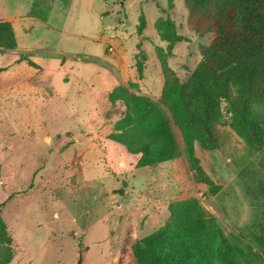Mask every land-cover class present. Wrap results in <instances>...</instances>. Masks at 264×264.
I'll return each mask as SVG.
<instances>
[{
  "label": "rangeland",
  "instance_id": "374dc122",
  "mask_svg": "<svg viewBox=\"0 0 264 264\" xmlns=\"http://www.w3.org/2000/svg\"><path fill=\"white\" fill-rule=\"evenodd\" d=\"M34 0H0L17 47L0 54V204L12 236L9 264H134L136 240L164 226L168 204L196 197L227 236L251 245L264 264V145L250 149L230 127L222 102L218 147L196 144L205 172L222 188L193 179L184 156L136 167L139 155L110 139L124 112L108 93L132 80L159 99L164 75L154 28L169 15L184 40L167 57L189 78L201 59L184 0H39L46 20L28 15ZM144 13L147 26L136 30ZM140 43V47L138 44ZM147 53L139 79L134 55ZM28 59L39 67L28 64Z\"/></svg>",
  "mask_w": 264,
  "mask_h": 264
},
{
  "label": "trees",
  "instance_id": "16d2710c",
  "mask_svg": "<svg viewBox=\"0 0 264 264\" xmlns=\"http://www.w3.org/2000/svg\"><path fill=\"white\" fill-rule=\"evenodd\" d=\"M184 4L189 29L199 36L213 34L209 44L199 46L200 61L186 80L171 69L167 57L184 37L169 15L157 17L154 28L166 42L165 49L155 48L164 75L159 99L142 93L136 81L115 86L108 101L122 103L124 112L107 138L139 155L136 167L184 156L195 182L217 193L222 186L203 169L196 144L206 150L218 147L215 127L222 120V102L231 115L230 127L246 145L256 151L264 145V0H184ZM40 5L34 0L28 15L46 20L49 9ZM146 26L142 12L137 33L142 35ZM16 47L12 23L0 20V54ZM134 59L141 79L147 53L139 49ZM168 211L164 226L135 241L134 264H249L254 255L251 245L227 236L198 198L172 201ZM12 241L0 210V264L12 261Z\"/></svg>",
  "mask_w": 264,
  "mask_h": 264
}]
</instances>
